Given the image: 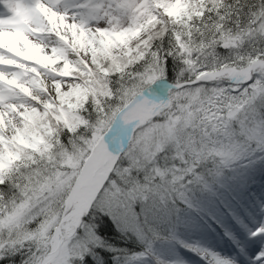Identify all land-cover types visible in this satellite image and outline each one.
Instances as JSON below:
<instances>
[{"label":"snow or ice","instance_id":"1","mask_svg":"<svg viewBox=\"0 0 264 264\" xmlns=\"http://www.w3.org/2000/svg\"><path fill=\"white\" fill-rule=\"evenodd\" d=\"M0 264H264V0H0Z\"/></svg>","mask_w":264,"mask_h":264}]
</instances>
